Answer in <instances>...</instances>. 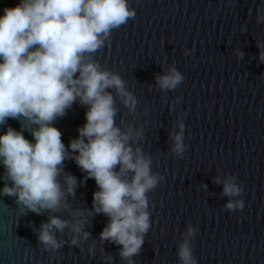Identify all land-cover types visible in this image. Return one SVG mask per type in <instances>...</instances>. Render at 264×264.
I'll list each match as a JSON object with an SVG mask.
<instances>
[{
  "label": "water",
  "instance_id": "95a60500",
  "mask_svg": "<svg viewBox=\"0 0 264 264\" xmlns=\"http://www.w3.org/2000/svg\"><path fill=\"white\" fill-rule=\"evenodd\" d=\"M16 3L0 0V12ZM129 6L133 17L88 54L135 98L129 109L114 88L105 89L113 96L114 124L122 132L132 129L127 143L151 160L158 178L145 194L149 227L129 259L180 264L177 244L192 225L188 240L197 264H264V63L258 59L264 49L257 47L264 45V20L256 19L264 16L257 11L264 0H129ZM170 67L183 80L162 90L156 77ZM86 109L74 101L51 122L69 153L59 166L62 196L55 210L32 211L15 195L0 194V264H127L120 245L100 239L108 217L93 209L97 185L67 148ZM8 126L33 139L20 120L6 118L0 132ZM177 132L184 145L179 156L171 150ZM68 175L75 179L71 192ZM228 176L241 188L236 197L223 195L215 182ZM4 185L11 181L0 167ZM230 199L243 207L228 210ZM52 216L66 221L50 230L60 245L55 249L38 239Z\"/></svg>",
  "mask_w": 264,
  "mask_h": 264
},
{
  "label": "clouds",
  "instance_id": "9594fccd",
  "mask_svg": "<svg viewBox=\"0 0 264 264\" xmlns=\"http://www.w3.org/2000/svg\"><path fill=\"white\" fill-rule=\"evenodd\" d=\"M133 15L129 0H18L0 12V125L6 118L18 119L28 125L23 128L33 138L29 141L10 126L0 132V167L11 181V186L0 187V194L15 195L32 211L55 210L60 205L57 175L69 153L51 122L74 101L87 105L84 123L67 148L97 185L92 193L93 209L108 217L100 239L120 245L119 255L127 264H132L129 258L138 252L149 227L145 194L156 186L158 178L151 172V160L127 143L132 129L122 132L114 124L113 96L105 89L114 88L129 109H134L135 98L117 74L101 70L88 54ZM256 19L260 22L264 16ZM257 47L264 49L259 43ZM258 59L264 63V50L259 51ZM182 80L175 67L156 77L162 90L175 89ZM179 128L182 132L183 124ZM181 132L172 137L171 150L178 156L184 151ZM128 173L130 178H126ZM234 179H215L222 183L223 195H239L241 188ZM64 180L71 192L75 179L68 175ZM224 207L235 210L243 204L230 199ZM65 225L66 221L50 217L40 227L39 241L58 248L50 230ZM79 230L74 226V231ZM194 231L189 225L177 244L180 264H197L188 240Z\"/></svg>",
  "mask_w": 264,
  "mask_h": 264
}]
</instances>
